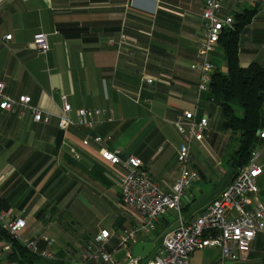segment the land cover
<instances>
[{
	"label": "crops",
	"instance_id": "1",
	"mask_svg": "<svg viewBox=\"0 0 264 264\" xmlns=\"http://www.w3.org/2000/svg\"><path fill=\"white\" fill-rule=\"evenodd\" d=\"M203 8L204 0H0L3 93L29 95L31 104L49 116L46 123L21 106L0 108V198L8 201L13 214L27 218L21 237H49L52 241H43L42 247L53 255L22 262L13 257L11 233L0 228L5 232L0 264L83 262L89 241L104 229L111 234L106 249L118 264L126 262L138 242L155 240L157 229L173 224V211L157 222L153 233H138L120 247L126 227L136 225L135 217L121 207L120 180L128 170L123 162L105 160L103 148L139 157L157 184L170 191L182 173L178 148L183 135L176 122L184 109L196 108L199 116L209 118L203 141L192 149L190 167L200 179L187 191L184 206L197 205L222 184L230 171L229 156L238 146L228 150L238 135L221 129L219 105L209 99V92L198 95L199 74L191 65L198 61ZM245 8L257 12L241 35L240 64H264V0H225L221 14ZM39 32L47 35L46 53L34 45ZM8 34L11 39H6ZM210 58L220 67L222 60L227 70L219 44ZM64 97L73 119L81 108L103 109L99 122L61 129ZM213 104L218 106L217 119L210 114ZM262 131L264 103L256 146L263 174L258 178L260 192L251 194L254 202L264 196ZM88 136H101L103 142ZM71 147L79 151V160ZM215 173V188L197 198L193 186L213 182ZM201 250L192 254L190 264L223 263L208 256L197 263ZM258 259H264V231L257 233L248 257Z\"/></svg>",
	"mask_w": 264,
	"mask_h": 264
},
{
	"label": "built area",
	"instance_id": "2",
	"mask_svg": "<svg viewBox=\"0 0 264 264\" xmlns=\"http://www.w3.org/2000/svg\"><path fill=\"white\" fill-rule=\"evenodd\" d=\"M225 0H204L202 12L203 35L201 37L197 57L198 61L191 65L199 74L198 95L209 92L211 77L216 66L211 60V54L216 50L225 28H233L234 15L222 16L221 10ZM12 35H6L11 39ZM34 45L42 53L49 50L47 35L43 32L34 35ZM151 83L152 77H146ZM3 83H0V108L15 110L19 106L22 111L29 110L36 121L49 122V116L44 111L31 104L29 95L18 98L4 95ZM71 104L64 97L63 111L59 119V127L67 129L70 126L92 127L99 122L98 117L104 112L101 108L78 110L77 119L70 116ZM177 127L183 135V141L178 148V161L182 165V173L173 184L170 191H164L150 175L142 159L127 155L122 149L103 148V157L112 163L123 162L128 172L121 177V207L130 212L136 219V225L126 227V234L121 236L120 247L129 243L132 236L138 233H153L157 222L174 212L175 221L179 226L167 232L162 237L161 245L152 257L146 261L142 256L130 254L126 264H190L192 254L196 250L207 247L220 249V260H248L252 242L260 231H264V196L256 202L251 194L259 193L258 178L263 174V167L258 164L259 152L253 153L251 161L239 169L233 181L224 191L196 216L185 220L183 206L187 191L200 179L198 171L192 169V149L195 142H202L204 133L209 126L207 116H199L196 108L184 109L179 116ZM90 137V136H88ZM264 137V131L260 133ZM99 144L101 136L90 137ZM71 153L76 160L80 153L76 147H71ZM0 225L20 239L23 245L35 256L50 258L52 253L42 247V242H51L49 237L27 240L21 237L27 225V218L16 216L9 209H0ZM107 229L99 232L90 240L82 253L83 262L99 264H118L113 254L106 249L110 238ZM1 254V251H0Z\"/></svg>",
	"mask_w": 264,
	"mask_h": 264
},
{
	"label": "trees",
	"instance_id": "3",
	"mask_svg": "<svg viewBox=\"0 0 264 264\" xmlns=\"http://www.w3.org/2000/svg\"><path fill=\"white\" fill-rule=\"evenodd\" d=\"M256 12V8H245L234 14L233 28H225L218 43L223 50L227 70L223 71L217 65L216 68L219 71H215L211 77L209 99L219 105L221 129L230 130L238 135V148L229 156L230 169H240L251 161L256 149L254 148L255 139L260 131L261 111L264 103V64L253 62L248 67H242L239 60L241 35L251 23ZM237 107L243 109V115L237 114ZM191 204L183 206L184 213L187 214L196 206L191 207ZM9 208L8 201L0 198V209ZM166 227L167 225L157 231L162 232ZM0 228L5 230L1 225ZM2 230L0 239L5 233ZM6 235L8 236V233ZM11 240L15 249L13 257H21L22 262L37 259L13 235Z\"/></svg>",
	"mask_w": 264,
	"mask_h": 264
},
{
	"label": "water",
	"instance_id": "4",
	"mask_svg": "<svg viewBox=\"0 0 264 264\" xmlns=\"http://www.w3.org/2000/svg\"><path fill=\"white\" fill-rule=\"evenodd\" d=\"M219 70L216 69V72ZM259 142V136L256 137L254 148L257 146ZM239 169L232 168L228 172L227 176L223 180L222 184L216 188L215 190L211 191L202 201H200L191 211H189L185 215V220H188L192 216H194L196 213H198L200 210H203L206 205H208L210 202H212L214 199H216L226 188L227 185H229L234 177L238 174ZM173 224L167 227L164 231L161 233L159 231H156L155 234L157 235V238L153 241L146 242V241H140L133 247V255L134 256H142L145 258L146 261H148L152 255L158 250L159 245L158 242L162 237L172 230H174L176 227L179 226V221H175L174 218H172ZM222 264H263V261L261 259L258 260H240V261H225Z\"/></svg>",
	"mask_w": 264,
	"mask_h": 264
},
{
	"label": "rangeland",
	"instance_id": "5",
	"mask_svg": "<svg viewBox=\"0 0 264 264\" xmlns=\"http://www.w3.org/2000/svg\"><path fill=\"white\" fill-rule=\"evenodd\" d=\"M219 64L221 65V67L224 70V68H225L224 62L222 60H220L219 61ZM204 106L205 105L201 104V108H203ZM213 106L215 108V111H211L210 114L212 116V119L213 118L217 119V116H219L218 115L219 114V112H218V106L216 104H213ZM207 108L208 107L206 105V110H207ZM207 111H209V109ZM237 114L243 115V109L241 107H237ZM210 124H214V120ZM238 142H239V140L238 139L237 140L235 139L234 140V144H235L234 146L235 147L234 146H231L230 149L228 150V152L231 151V149H235L238 146ZM214 177H215V179H217V181L213 178V180H214L213 182L207 180V181L200 182L199 185H194L193 186L192 191L195 192L197 198L201 199L204 196L205 193H208L212 189L215 188L216 182L219 181V176L215 173ZM161 242H159V244H161ZM198 254L201 255V257L199 258V260H198L197 263H199V261L201 262L207 256L208 257H212L213 260L216 259L217 261H220V249L219 248H212V249H209L208 248V249H204V250H201V251L197 252V255ZM77 264H88V263L79 262ZM122 264H126V262H123ZM195 264H196V262H195Z\"/></svg>",
	"mask_w": 264,
	"mask_h": 264
}]
</instances>
